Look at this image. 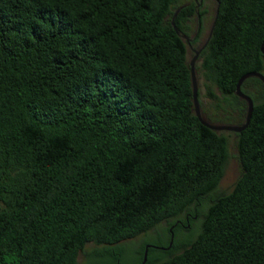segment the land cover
<instances>
[{"label": "trees", "instance_id": "obj_1", "mask_svg": "<svg viewBox=\"0 0 264 264\" xmlns=\"http://www.w3.org/2000/svg\"><path fill=\"white\" fill-rule=\"evenodd\" d=\"M195 6L0 0V264L140 263L143 244L126 262L119 242L161 221L172 245L143 264H264V85L240 83L252 101L234 132L240 173L212 195L228 147L193 112L180 33ZM210 23L193 68L212 102L201 110L197 88L200 114L241 125L237 79L264 75V0H213ZM177 220L190 225L179 248Z\"/></svg>", "mask_w": 264, "mask_h": 264}, {"label": "rangeland", "instance_id": "obj_2", "mask_svg": "<svg viewBox=\"0 0 264 264\" xmlns=\"http://www.w3.org/2000/svg\"><path fill=\"white\" fill-rule=\"evenodd\" d=\"M204 10L209 9V16L204 18V24L202 25L205 29H208V26L210 25L211 15L213 12V0H207L205 5L203 6ZM195 26V23L192 24V27ZM182 37V36H181ZM184 41V37H182ZM187 59L188 62L192 60L193 68H195V64L197 62L196 58L192 57V52L189 53L187 49ZM194 76L197 84V88L199 90V100H200V109L203 110L205 113L210 114L212 110V102L208 98L205 92L204 85H202V79L200 77V74L194 69ZM215 91V90H214ZM218 94V92L216 91ZM224 114L230 115V111L227 110L225 112H214L212 115H210L214 121V125H221V124H228L225 120H223ZM233 123V121H229V124ZM234 124V123H233ZM218 132H222L226 135L227 138V147H228V159L224 167L223 175L220 178L216 190L212 193V195L219 194V193H226L230 190L233 182L237 178V176L240 173L239 164L236 158V149H235V135L233 131H225V130H218ZM168 221H161L159 224H157L152 229L148 230L145 233H141L133 238H129L126 240H123L119 242L120 245H122L124 249V258L123 260L126 262L133 261L137 258V253L134 252L139 247V244L143 241L153 240L154 238V231H163L164 228L167 227ZM197 220L195 221L193 225V230L196 228ZM168 237V232L163 231V236L161 238V241L165 243L166 239ZM189 237V234L187 231H184L182 229L178 230L174 241L176 243V247H182L187 239ZM92 244H86L85 249L89 250L92 248ZM82 260L81 255L78 256V263H80Z\"/></svg>", "mask_w": 264, "mask_h": 264}, {"label": "flooded vegetation", "instance_id": "obj_3", "mask_svg": "<svg viewBox=\"0 0 264 264\" xmlns=\"http://www.w3.org/2000/svg\"><path fill=\"white\" fill-rule=\"evenodd\" d=\"M194 1L196 3L194 12L192 15L183 19V22L181 23L182 30L180 34L182 37H184V43L186 49H188L189 53L192 52V57L195 55V53L197 57V55L199 54L200 50L203 48L204 44L206 43L209 37L211 25H209L208 29H205L204 31L202 25L204 24V18L209 16V9L201 11V8L203 9V6L207 2V0H194ZM193 23H195L194 27H192ZM175 223L180 224L181 226L180 228L182 230H186L190 227L188 222L185 225H183L179 220H177ZM153 234H154L153 240H148L144 242L142 241L139 244V245L143 244V250L146 249L147 251V249L150 248L154 250L168 251L172 245L173 234L170 232V236L166 244H164L161 241V238L163 236V231L162 232L154 231ZM150 241H156V242H150ZM132 264H138V263H132Z\"/></svg>", "mask_w": 264, "mask_h": 264}, {"label": "water", "instance_id": "obj_4", "mask_svg": "<svg viewBox=\"0 0 264 264\" xmlns=\"http://www.w3.org/2000/svg\"><path fill=\"white\" fill-rule=\"evenodd\" d=\"M172 26H173V29L178 33L176 26L174 24H172ZM259 50L264 55V40L261 41ZM195 57H196V53L193 56V58H195ZM189 68H190V84H191L192 107H193L194 115L196 116L198 121L201 124L205 125L206 127L210 128V129H212L214 131L225 130V131H233V132L238 133L241 130H243L245 128V126L247 125L249 117H250V114H251L252 101H251L250 97H248L246 94H244V93H242L240 91V83L246 77L256 76V77H258L260 79V81L264 85V75H262L259 72L250 71V72H246V73L242 74L237 79V82L235 84L234 92H235V94L237 96H239L240 98L245 100L246 106H247V111H246V116H245L244 122L241 125H234V124L214 125V124H209V123L205 122L203 120V118L201 117L200 110H199L198 98H197V84H196V80H195V76H194V69H193V65H192V60L189 61ZM145 258H146V249H144L142 261L140 263H138V264H143V262L145 261ZM115 264H119V263H115Z\"/></svg>", "mask_w": 264, "mask_h": 264}]
</instances>
